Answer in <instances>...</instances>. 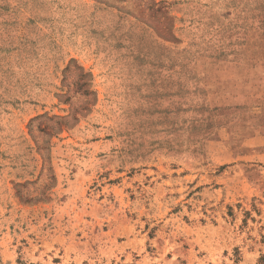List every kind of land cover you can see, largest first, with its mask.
Returning a JSON list of instances; mask_svg holds the SVG:
<instances>
[{
  "label": "rangeland",
  "instance_id": "1",
  "mask_svg": "<svg viewBox=\"0 0 264 264\" xmlns=\"http://www.w3.org/2000/svg\"><path fill=\"white\" fill-rule=\"evenodd\" d=\"M261 94L264 0H0V264H264Z\"/></svg>",
  "mask_w": 264,
  "mask_h": 264
},
{
  "label": "crops",
  "instance_id": "2",
  "mask_svg": "<svg viewBox=\"0 0 264 264\" xmlns=\"http://www.w3.org/2000/svg\"><path fill=\"white\" fill-rule=\"evenodd\" d=\"M255 97H256V99H250V98H249L248 100L243 101L241 105H250L251 103H254V101L256 102L255 105H258V104H260V103H261V104H264V102H263V101H264L263 94H261V96H257V95H256ZM251 105H252V104H251ZM251 105H250V106H251Z\"/></svg>",
  "mask_w": 264,
  "mask_h": 264
}]
</instances>
